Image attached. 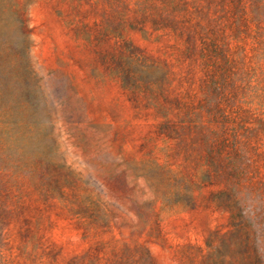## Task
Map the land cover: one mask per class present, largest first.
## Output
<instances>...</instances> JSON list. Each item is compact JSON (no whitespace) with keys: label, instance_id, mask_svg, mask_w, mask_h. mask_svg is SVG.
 Returning <instances> with one entry per match:
<instances>
[{"label":"rangeland","instance_id":"obj_1","mask_svg":"<svg viewBox=\"0 0 264 264\" xmlns=\"http://www.w3.org/2000/svg\"><path fill=\"white\" fill-rule=\"evenodd\" d=\"M0 264H264V0H0Z\"/></svg>","mask_w":264,"mask_h":264},{"label":"trees","instance_id":"obj_2","mask_svg":"<svg viewBox=\"0 0 264 264\" xmlns=\"http://www.w3.org/2000/svg\"><path fill=\"white\" fill-rule=\"evenodd\" d=\"M229 247H230V245L225 242L224 243V246H223L224 250H227L228 251Z\"/></svg>","mask_w":264,"mask_h":264}]
</instances>
